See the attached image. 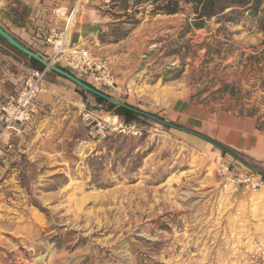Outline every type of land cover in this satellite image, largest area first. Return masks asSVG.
Listing matches in <instances>:
<instances>
[{
    "label": "rangeland",
    "instance_id": "obj_1",
    "mask_svg": "<svg viewBox=\"0 0 264 264\" xmlns=\"http://www.w3.org/2000/svg\"><path fill=\"white\" fill-rule=\"evenodd\" d=\"M113 1L52 0L42 41L65 31L77 9L76 23L100 29L109 52L91 50L109 60L117 87L83 81L178 127L162 107L172 96L264 130L260 11L229 9L198 28L190 6L168 16L143 3L127 18L123 1ZM0 9L15 21L27 12L20 0H0ZM0 22L15 30L1 13ZM47 80L80 101L46 110L38 128L23 133L33 119L1 145L11 152L24 134L27 152L10 163L0 156V264H264V190L225 186L216 169L227 153L144 116L139 135L104 136L82 109L102 119L114 111L48 70Z\"/></svg>",
    "mask_w": 264,
    "mask_h": 264
},
{
    "label": "crops",
    "instance_id": "obj_2",
    "mask_svg": "<svg viewBox=\"0 0 264 264\" xmlns=\"http://www.w3.org/2000/svg\"><path fill=\"white\" fill-rule=\"evenodd\" d=\"M20 1L21 6L27 12L26 15L16 17L13 25L15 30L9 29L8 25L3 22H0V26L25 47L38 53L45 59L51 60L54 50L52 45L42 41L41 29L47 24L51 16L46 9L52 0ZM76 10H73L69 21L62 26V30L64 29L69 34L68 44L84 46L89 49L93 48L94 51L99 53H108L109 50L103 47V45H100L98 36L100 29L97 24L87 22V20H85V23H76ZM85 13L88 15L91 12L85 10ZM0 39L5 43V46L0 43L1 103L9 95L19 90L23 86L25 79L37 68L33 66L29 57L10 46L1 37ZM8 47L21 53L29 60L25 61L22 58H18L13 52L9 51ZM45 86L47 89L46 93L39 95L34 102L37 109V113L33 118L34 120L30 125L25 127L23 133H26L29 129L38 128L36 123L41 118H46V115H44L46 110L54 107H59V109L61 108L63 110L73 100L75 102L80 101L73 94L72 90L49 82L47 76L45 78ZM162 107L169 120L178 121L184 128L190 129L200 135L204 134L202 136L219 144L234 155L228 154L231 160L223 159L225 162L230 163L237 169L251 170L264 178V130L259 128L250 118L237 117L230 113H217L207 106L191 105L185 98L177 96L169 98L163 103ZM64 114L68 115L66 113ZM20 132H22V129ZM8 141L9 136L3 140L5 147ZM13 141L14 148L11 152H7L3 156L2 160L4 163H10L14 160L20 161L25 157L24 154L27 151L21 146L23 143H26L24 134ZM251 168H255L257 171Z\"/></svg>",
    "mask_w": 264,
    "mask_h": 264
},
{
    "label": "built area",
    "instance_id": "obj_3",
    "mask_svg": "<svg viewBox=\"0 0 264 264\" xmlns=\"http://www.w3.org/2000/svg\"><path fill=\"white\" fill-rule=\"evenodd\" d=\"M47 43L52 45L54 50L52 62L60 63L79 79L116 89L117 79L105 56L84 46L67 45V31H53L47 38ZM46 76V69L32 71L25 79L23 86L0 103L1 157L7 153V150L1 147L4 138L20 133L22 126L30 123L35 117L37 109L34 102L39 95L47 91ZM81 116L84 122H97L99 132L104 136L111 132L134 136L141 133L137 124H127L118 116L108 115L106 119H102L98 111H88L85 107L82 109ZM107 128L110 129V132L104 131ZM216 173L222 182H225L224 185L229 186L232 190H264V178L251 170L237 169L223 161L217 166Z\"/></svg>",
    "mask_w": 264,
    "mask_h": 264
},
{
    "label": "trees",
    "instance_id": "obj_4",
    "mask_svg": "<svg viewBox=\"0 0 264 264\" xmlns=\"http://www.w3.org/2000/svg\"><path fill=\"white\" fill-rule=\"evenodd\" d=\"M115 1L116 0L113 2L115 3ZM121 1H123L125 4L124 17L127 18H133L132 15L128 14L130 6V9H134L135 13H138V7H140L143 3H149L152 6V13L165 14L168 16L182 13L185 11V6H190L193 14L195 15L196 26L198 28H201L206 20L219 16L229 9L235 10L239 8L243 10H249L253 14L260 11L264 16V7L262 8L264 0H133L132 5L129 4L130 0ZM122 17L123 16L121 15L116 16L118 19ZM30 61L37 69H44L35 60L30 58ZM80 92L82 94L87 93L81 89ZM95 99L98 104L105 106L107 110L114 111L115 114L123 119L127 124H137V121H139L141 117L140 115L128 110L117 108L101 98L95 97Z\"/></svg>",
    "mask_w": 264,
    "mask_h": 264
},
{
    "label": "water",
    "instance_id": "obj_5",
    "mask_svg": "<svg viewBox=\"0 0 264 264\" xmlns=\"http://www.w3.org/2000/svg\"><path fill=\"white\" fill-rule=\"evenodd\" d=\"M0 13L4 14L10 22L15 23L13 15L8 10L0 9ZM0 37L3 40H5L10 46H12L16 50H18L19 52L23 53L27 57L38 62L44 69L60 76L61 78H64L65 80L69 81L70 83H72L73 85L78 87L79 89L84 90L85 92H87V93H89L95 97L101 98L104 101L108 102L109 104H111L117 108H122V109L128 110V111L133 112L135 114H138L140 116H144V117H148L150 119H153V120H155L161 124L172 127L174 129H177V130L183 131L185 133L204 138V139L208 140L210 143L219 147L223 152L234 156L233 154H231L229 151H227L222 146H220V145L216 144L215 142L205 138L204 136L200 135L199 133L185 129L183 127L175 126V125H173V124H171V123H169L163 119H160V118L154 116L153 114H150L148 112L140 110V109H138V108H136L130 104H127V103H125V102H123L117 98H114V97L104 93L103 91L95 88L94 86L90 85L89 83L77 78L75 75H73L71 72H69L65 68H63L57 64H54L52 61L45 59L44 57H42L38 53H36V52L30 50L29 48L25 47L23 44H21L19 41H17L11 34H9L7 31H5L1 26H0ZM251 169L257 171V169H255V168L254 169L251 168Z\"/></svg>",
    "mask_w": 264,
    "mask_h": 264
}]
</instances>
